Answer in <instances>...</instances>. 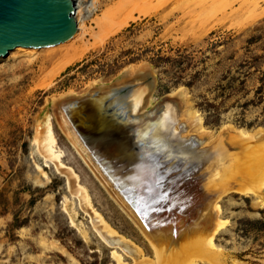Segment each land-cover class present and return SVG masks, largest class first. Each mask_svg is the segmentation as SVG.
<instances>
[{"label": "rangeland", "instance_id": "rangeland-1", "mask_svg": "<svg viewBox=\"0 0 264 264\" xmlns=\"http://www.w3.org/2000/svg\"><path fill=\"white\" fill-rule=\"evenodd\" d=\"M95 1L84 38L53 52L38 50L31 61L22 51L0 56V264H119L114 252L122 264H151L154 258L127 208L65 132L57 97L115 83L128 70L132 79L144 68L140 72L147 70L155 83L140 90L138 108L142 98L143 110L185 103L186 133L230 150L236 130L264 136L263 9L252 11L240 0ZM108 9L112 21L97 24ZM48 117L63 151L62 169L45 162L33 142ZM70 171L86 194L71 190ZM237 187L218 199L220 218L229 222L215 243L227 264H264V204ZM98 217L110 226L104 230L114 228L131 248L107 240Z\"/></svg>", "mask_w": 264, "mask_h": 264}, {"label": "bare ground", "instance_id": "bare-ground-1", "mask_svg": "<svg viewBox=\"0 0 264 264\" xmlns=\"http://www.w3.org/2000/svg\"><path fill=\"white\" fill-rule=\"evenodd\" d=\"M188 1L196 4L220 0ZM240 1L253 7L252 11L264 10V0ZM123 2L119 1L124 5ZM75 4L77 30L70 39L49 46H19L13 50L24 52L31 61L38 50L53 52L58 46L84 38L88 32L86 19L96 8V1L77 3L75 0ZM108 12L109 9L102 19H95L97 24L110 19L111 12ZM143 69L132 79L127 77L128 70L122 80L94 86L83 95L57 97L55 108L59 110L64 130L149 240L154 254L151 264H198L202 260L227 264L226 255L215 243L217 233L229 222L220 218L218 199L238 185L242 192L256 196L255 203L264 204V164L260 160L264 156V136L257 139V134L236 130L230 135L229 145L233 148L230 150L218 140L205 143L204 137L186 133L187 124L181 116L185 103L159 102L143 110L145 98H142L143 104L138 108L136 100L140 90L155 83L147 70L140 72ZM33 142L45 162L63 168L60 166L63 151L57 146L50 117ZM68 173L73 182L71 190L79 197V193L86 194L82 187H77L78 177L71 171ZM82 205H85L83 198ZM95 220L107 240L122 242L131 248L129 241L118 236L114 228L113 232L104 230L110 226L99 217ZM114 255L122 264L121 257L115 252Z\"/></svg>", "mask_w": 264, "mask_h": 264}, {"label": "water", "instance_id": "water-1", "mask_svg": "<svg viewBox=\"0 0 264 264\" xmlns=\"http://www.w3.org/2000/svg\"><path fill=\"white\" fill-rule=\"evenodd\" d=\"M75 0H0V56L19 46H49L77 30Z\"/></svg>", "mask_w": 264, "mask_h": 264}]
</instances>
